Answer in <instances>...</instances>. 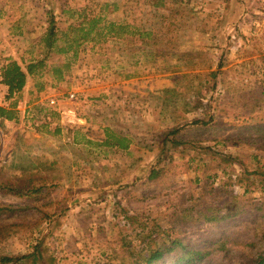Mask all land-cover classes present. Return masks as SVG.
<instances>
[{"label": "rangeland", "instance_id": "obj_1", "mask_svg": "<svg viewBox=\"0 0 264 264\" xmlns=\"http://www.w3.org/2000/svg\"><path fill=\"white\" fill-rule=\"evenodd\" d=\"M132 1L0 0L2 66L45 61L18 97V121H0V204L24 207L0 216V260L21 257L7 264H131L177 238L227 241L228 253L195 264L264 253V98L243 96L264 90V0H145L136 14ZM86 13L158 34L154 62L125 39L47 54L51 17L67 29ZM173 47L203 57L181 80ZM107 131L129 149L103 145ZM34 187L43 194L26 198Z\"/></svg>", "mask_w": 264, "mask_h": 264}, {"label": "trees", "instance_id": "obj_2", "mask_svg": "<svg viewBox=\"0 0 264 264\" xmlns=\"http://www.w3.org/2000/svg\"><path fill=\"white\" fill-rule=\"evenodd\" d=\"M145 0H133L131 9L134 11V14L137 13V8L141 7ZM153 1V0H152ZM163 0H154L151 2L154 4V7H160ZM110 6L109 3L102 4L101 11L107 10ZM113 11L119 8L117 3L112 4ZM70 10L64 9V13H69ZM74 17V14L71 15ZM79 20L77 23L70 24L67 29H59L58 23L55 20V17L52 16L50 20V27L48 31L42 36L41 43L45 45V51L47 54L60 53L66 54L74 47H79L85 42H95V44H105L110 39H125L129 44H136L137 42H142L144 45L149 47V51L144 49L143 51L149 54L151 57L150 62H154V57L158 50L151 49L154 46V41L156 42L158 34L154 33L151 29L146 30L143 25L135 23H118L117 21L106 19L99 15H90L89 14H80ZM82 19V20H81ZM156 38V39H155ZM64 42V45H61ZM63 46V47H60ZM169 55V53H168ZM167 55V56H168ZM171 57H176L175 68L171 69L172 73H177L176 78L178 80L184 79L186 74L180 73L182 66H187L190 69H193L202 64L203 57L199 53H190V51H179L175 47L172 48ZM264 59V56H263ZM254 59L244 61L242 65H247L249 63H254ZM222 63L218 66V71L211 73V76L217 78L219 74L222 73ZM45 67V61L36 60L31 61L24 70L20 64L17 62H9L8 64L2 67V77L3 83L7 87V100L10 102L8 107H0V121H18L19 119V110L18 107V97L25 88L29 78L37 76L42 72ZM61 75V70H56ZM138 73L135 71L133 73H127L124 75L125 79H130L137 76ZM43 86L38 90L41 91ZM252 96L257 101H261L264 98V90H251V92L243 96L247 99V96ZM196 124H204L203 120L195 121ZM179 133V128L170 131V134L176 135ZM132 140L127 136H122L117 133L107 131L106 138L103 141V145L111 148H116L119 150L129 149ZM175 144H181V142L174 141ZM264 148V146H260ZM161 174L160 170H152L148 176V180L157 179ZM2 186L0 184V188ZM42 188L34 187L31 190H27L26 198L32 199L38 195L43 194ZM24 196V195H22ZM42 197V196H41ZM24 210V207L13 206L9 204H0V216L2 215H12L18 211ZM232 215H224L222 219L231 217ZM215 219V217L213 218ZM219 220V219H216ZM264 238V233L263 236ZM227 241H215L209 247H196L194 244L185 243L182 239H173L168 245L158 246L151 248V245L145 247L142 251L137 254V258L133 259L131 264H164L168 257L174 256L171 264H195L201 262L208 257H213L216 252H225L228 253L230 248L227 247ZM21 257H2L0 264H7L9 262H14ZM255 264H264V253L261 254L255 261Z\"/></svg>", "mask_w": 264, "mask_h": 264}, {"label": "built area", "instance_id": "obj_3", "mask_svg": "<svg viewBox=\"0 0 264 264\" xmlns=\"http://www.w3.org/2000/svg\"><path fill=\"white\" fill-rule=\"evenodd\" d=\"M2 64L0 63V107H8L10 105V102L7 100V87L3 83V77H2ZM75 95H71V98H74ZM51 105L55 104V100L51 99L49 100Z\"/></svg>", "mask_w": 264, "mask_h": 264}]
</instances>
